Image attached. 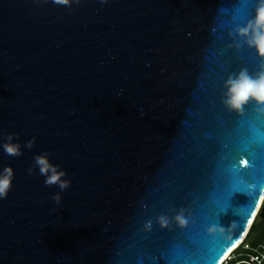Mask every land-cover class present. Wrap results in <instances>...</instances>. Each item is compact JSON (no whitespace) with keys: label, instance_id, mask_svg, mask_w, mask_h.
<instances>
[{"label":"water","instance_id":"water-1","mask_svg":"<svg viewBox=\"0 0 264 264\" xmlns=\"http://www.w3.org/2000/svg\"><path fill=\"white\" fill-rule=\"evenodd\" d=\"M256 6L0 0V171L14 172L0 199V264L230 256L264 193V105L222 102L230 76L264 70L237 35ZM8 134L20 156L4 152ZM45 151L67 189L44 184L34 157Z\"/></svg>","mask_w":264,"mask_h":264},{"label":"clouds","instance_id":"clouds-1","mask_svg":"<svg viewBox=\"0 0 264 264\" xmlns=\"http://www.w3.org/2000/svg\"><path fill=\"white\" fill-rule=\"evenodd\" d=\"M53 2L58 5H71V0H53ZM256 3L257 6L251 21L241 28L237 35L242 37L244 43L249 47L254 48L259 57L264 58V0H256ZM224 87L226 91L222 102L230 111L239 112L250 101L255 102L257 105H264V70L258 72L256 76L249 75L247 70H241L235 78L230 76L225 81ZM14 137H17V134H8L7 142L3 143L2 147L7 155L17 157L22 154L21 145L12 142ZM34 142L35 137L27 141L25 147L31 149ZM48 157L49 153L47 151L34 157L39 174L45 178L44 184L46 186L58 185L61 191L67 189L70 186V181L62 179L66 173L60 170L59 165L51 163ZM32 171V168L28 169L29 174ZM13 176L14 172L10 166L4 167L0 171V199L6 198L11 190ZM60 199L59 193L53 196V200L57 204H59ZM177 219L181 224L185 223L181 217H177ZM166 223V221H163L162 226H166ZM209 231H212V229Z\"/></svg>","mask_w":264,"mask_h":264},{"label":"trees","instance_id":"trees-1","mask_svg":"<svg viewBox=\"0 0 264 264\" xmlns=\"http://www.w3.org/2000/svg\"><path fill=\"white\" fill-rule=\"evenodd\" d=\"M261 243H264V219L252 222L246 237L233 250L232 255L227 259L225 264H247L245 261L254 252V248ZM245 244L247 247H244Z\"/></svg>","mask_w":264,"mask_h":264},{"label":"built area","instance_id":"built-area-1","mask_svg":"<svg viewBox=\"0 0 264 264\" xmlns=\"http://www.w3.org/2000/svg\"><path fill=\"white\" fill-rule=\"evenodd\" d=\"M244 247H247V245L245 244ZM229 258H230V256H228V258L224 259L221 262V264H225L227 259H229ZM245 263H247V264H264V243H261L257 247L254 248V252L251 253V255L249 256L248 260L245 261Z\"/></svg>","mask_w":264,"mask_h":264},{"label":"bare ground","instance_id":"bare-ground-1","mask_svg":"<svg viewBox=\"0 0 264 264\" xmlns=\"http://www.w3.org/2000/svg\"><path fill=\"white\" fill-rule=\"evenodd\" d=\"M263 200H264V193H263V195L260 197V200H259L258 206H257L256 211H255L256 214L253 215L254 217L252 216V218L250 219V220L253 219L252 222L254 221V219H255V217H256L258 211H259V207H261V205H262V203H263ZM255 212H254V213H255ZM251 224H252V223H250V224L248 223V225H247V228H248V229H247V231H246L244 237H243V238L241 239V241H240V242L234 247V249H235L236 247H238V245H240V244L242 243L243 239L246 237V235H247V233H248V231H249V228H250ZM225 258H227V256H225L224 259H225ZM222 261H223V260H222Z\"/></svg>","mask_w":264,"mask_h":264},{"label":"snow or ice","instance_id":"snow-or-ice-1","mask_svg":"<svg viewBox=\"0 0 264 264\" xmlns=\"http://www.w3.org/2000/svg\"><path fill=\"white\" fill-rule=\"evenodd\" d=\"M243 162H244L245 165H247V163H248L247 160H244ZM250 215H255V213H251ZM247 223H249V224L252 223V220H248ZM225 254H226V253H223L222 255H225ZM219 259H220V258H219ZM219 259H218V260H219Z\"/></svg>","mask_w":264,"mask_h":264},{"label":"rangeland","instance_id":"rangeland-1","mask_svg":"<svg viewBox=\"0 0 264 264\" xmlns=\"http://www.w3.org/2000/svg\"><path fill=\"white\" fill-rule=\"evenodd\" d=\"M232 255V253L230 254V256Z\"/></svg>","mask_w":264,"mask_h":264}]
</instances>
